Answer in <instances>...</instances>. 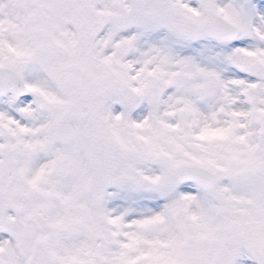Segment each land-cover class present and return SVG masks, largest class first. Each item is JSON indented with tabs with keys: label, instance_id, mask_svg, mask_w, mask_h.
I'll return each instance as SVG.
<instances>
[{
	"label": "snow or ice",
	"instance_id": "1",
	"mask_svg": "<svg viewBox=\"0 0 264 264\" xmlns=\"http://www.w3.org/2000/svg\"><path fill=\"white\" fill-rule=\"evenodd\" d=\"M0 264H264V0H0Z\"/></svg>",
	"mask_w": 264,
	"mask_h": 264
}]
</instances>
